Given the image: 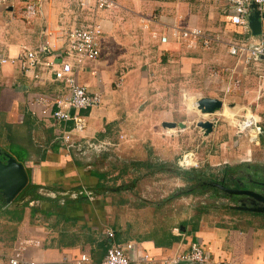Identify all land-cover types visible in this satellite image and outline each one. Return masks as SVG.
<instances>
[{"label":"crops","instance_id":"1","mask_svg":"<svg viewBox=\"0 0 264 264\" xmlns=\"http://www.w3.org/2000/svg\"><path fill=\"white\" fill-rule=\"evenodd\" d=\"M32 1L37 0H10V7H0V53L16 57L22 46L37 49L45 42L62 47L64 30L101 24L100 57L79 68L72 63L78 83L90 93H100L102 103L82 113L88 128L74 138L75 144L94 143L96 150L78 156L75 149L79 145L70 149L62 142L64 124L42 114L46 106L43 98L66 93L64 85L46 73L35 80L18 65L3 68L6 85L0 86V128L5 143L0 140V147L28 148L27 171L46 200L31 201L28 207L23 200L9 204L8 209H24L21 221L10 220L3 213L6 210L0 211V264H9L19 250H24L26 260L39 264H68L66 257L82 252L100 262L106 253L101 247L103 232L92 236L77 229L81 225L80 229L91 228L84 220L87 209H92L96 223L101 210L97 206V162L86 163L87 153L96 160L99 151L101 159L110 156L114 175L125 174L119 165L127 166L139 158L147 157L148 168L153 155L161 162L175 163V152L181 150L183 136L192 128L187 114L186 120L182 119L184 99L191 109L194 100L205 97L221 100L222 109H242L241 113L264 109V80L257 71V67L264 71V58L259 64L244 65L241 58L230 54L228 46L231 42H262L264 18L262 34L257 36L249 21L252 8L246 29L232 23L234 11L228 0H115L117 8L111 10L82 9L70 0H44L40 14L26 22L20 10ZM172 27H197L221 41L189 48L186 41L173 37ZM162 37L168 41L163 43ZM166 123H176L175 131L165 132ZM182 123L184 127L179 126ZM230 128L227 118L215 120L210 135L221 147L242 149L248 156L264 135L251 144L245 134ZM85 184H92L95 191ZM81 189H87L93 198H80L77 193ZM141 212L130 217L125 233L118 228L119 243H135L138 264H171L193 244L203 249L206 264H264V213L240 223L212 224L191 221L192 217L182 222L175 205L157 207L149 218L145 210Z\"/></svg>","mask_w":264,"mask_h":264},{"label":"built area","instance_id":"2","mask_svg":"<svg viewBox=\"0 0 264 264\" xmlns=\"http://www.w3.org/2000/svg\"><path fill=\"white\" fill-rule=\"evenodd\" d=\"M70 1L82 9L96 7L111 10L117 8L118 5L115 0ZM228 3L234 11V15L231 17L232 23L246 29H248V16L252 4H256L258 10L264 13V0H228ZM43 4L44 0L26 4L20 10L22 19L26 22L33 20L40 14ZM11 5L10 0H0V7L4 9ZM170 30L177 41H186L189 48H196L198 45L209 47L211 43L221 41L219 36L212 37L197 27L187 30L172 27ZM103 34L102 25L94 23L86 27L64 30L61 37L62 47L45 42L37 49L22 46L16 57H9L0 53V86L6 85L2 72L3 68L15 65H18L25 75L35 80H41L42 75L46 73L64 85L66 93L56 94L50 99L43 98L46 106L42 114L64 124L61 128V139L66 146L73 144L74 138L82 135L88 128L87 119L82 115L83 111L99 107L102 103L100 93H90L85 86L78 83L72 61L76 64L75 67L79 68L86 62L97 60L101 55ZM161 41L166 43L168 37H162ZM228 46L230 54L241 58L244 65L259 64L264 58V40L256 44L231 42ZM257 71L264 80L263 69L257 67ZM71 110L74 111L73 114L70 113ZM68 123L72 124L70 129L67 127ZM229 124L236 129L237 134H245L251 144H257L264 133L261 119L251 112L246 113L241 118L236 115V119L234 117L232 124L230 122ZM179 165L183 169H191L197 168L198 162L195 161L192 154H187L179 161ZM78 195L93 198L92 193L87 189H81ZM106 231L110 247L103 260L95 262L89 253L82 252L76 257H66L65 262L68 264H138L137 259H135V243L116 242L115 230L110 228ZM23 252L24 250H19L10 257L9 264H39L35 260H26L23 257ZM183 261L190 264H206L207 257L200 246L193 244L188 253L179 259L172 260L171 264H183ZM214 264L239 263L220 261Z\"/></svg>","mask_w":264,"mask_h":264},{"label":"rangeland","instance_id":"3","mask_svg":"<svg viewBox=\"0 0 264 264\" xmlns=\"http://www.w3.org/2000/svg\"><path fill=\"white\" fill-rule=\"evenodd\" d=\"M194 98L197 99L198 97L194 96ZM183 105L184 114L182 119L186 120L185 114H187L189 120L187 119L186 121L191 122L192 128L189 129L188 134L183 136L181 150L179 151L178 149L177 152H175L178 153L176 155L178 162L183 156L192 154L195 161L198 162V167L196 169H201L205 165L211 168L222 167L225 161L234 165L251 163L264 167V135L261 141L259 139L260 144L258 146H252V152L248 156L246 155L248 151L243 152L242 149H240V151L237 149L229 151L226 146L221 147V143L218 142L219 140L213 139V135H209L210 137L208 135L205 136V130L197 125L199 121H226V118L227 122L232 124L234 117L236 119V115L241 118L248 112L244 111L241 113L240 110L242 109H200L199 102L195 100L192 106L193 109H191L186 99H184ZM252 110L253 113L261 119V125L264 130V109ZM231 128L233 131H236L234 127L231 126ZM172 129L173 128L168 130L167 128L165 132L175 131V129ZM3 133V129L0 128V140L2 143H5V141H3L5 137L2 138ZM205 137H209L207 138L208 142L203 144V141L206 139ZM93 144H75L74 141L73 144L68 146L65 145V147L71 149L79 145V148L75 149V153L81 156L82 153H86V150H96L95 144ZM232 148L233 147H231V150ZM99 153H101V151L97 152V160L92 154L87 153L85 161L86 163L97 162V171L107 174V183L110 191L103 195H97V206L101 207L100 213L97 212V223L94 221L92 209H90V211L87 209L88 206L86 207L87 212H85V214L88 218L84 220L89 222L91 228L88 229V227H86L80 229L82 225L77 228L79 232H84L86 235L90 233L93 236L94 233L101 230V232H103L101 237H103L104 240L107 234H104V232H107L106 230L112 228V226L123 229L125 233L126 225L132 215H140L143 209L145 210L144 213H148L147 215L149 218V216L154 215H151L153 213L152 211H155L157 207L167 208L170 205H175L176 209H180L182 222L192 217L191 221L194 220L196 222L207 220L212 224H220L226 221L230 223H240L248 217H259V215H257L259 213L257 212L237 209V207L240 206H246L248 208H259L262 206L261 203L251 199H241L239 201L230 198L226 199L225 197L217 196L212 191H206L205 189L200 190L196 195L182 194L181 192L187 189L189 183H186L181 177L172 173V169L175 170V167H171L168 171L153 175L151 174L152 170L146 168L147 157H144L143 159L139 158V161L135 160L127 163V166L123 164L119 165L120 169H124L126 172L125 174L114 175L116 171L112 169L113 166L111 167L112 164H110L114 160H110V156L105 158V160L104 158L101 159ZM172 156H174L173 152ZM238 156L241 158H238ZM157 158V156L153 155L149 163L153 165L159 164L161 161ZM121 162L125 163L120 160V163ZM178 162L176 161L175 163L178 165L177 167H180ZM91 185L92 184H85V187L94 192L95 190ZM79 216H81V214H78V217ZM84 220L81 221L82 224L84 223L83 225H85ZM1 224L8 227L3 223Z\"/></svg>","mask_w":264,"mask_h":264},{"label":"trees","instance_id":"4","mask_svg":"<svg viewBox=\"0 0 264 264\" xmlns=\"http://www.w3.org/2000/svg\"><path fill=\"white\" fill-rule=\"evenodd\" d=\"M71 127L68 128L70 129ZM3 151H7L12 154L19 162L25 164L27 168V161L29 157L28 148H18L14 146H9L8 148L3 149ZM177 166L178 165H176V163L174 162H160L156 165L149 163L148 168L149 170H152L151 174L155 175L158 172L161 173L164 171H168L171 169V167H175V170L172 169V173H175L176 176L181 177L186 183H189L187 189L181 192L185 195H196L200 190L205 189L206 191H212L217 196L225 197L226 199L230 198L232 200H237L243 197L244 195H230L229 193L225 192L222 188L215 186V184H219L221 186H224L225 188L233 190H251L257 192L259 188L258 186L264 181V167L251 163H242L238 165L226 164L222 167L216 168H211L210 166L205 165L201 169H183ZM123 173H125V171ZM97 178V195H102L109 192L110 190L107 183V174L99 173L97 171ZM38 191L39 186L35 185L30 179L27 187L16 197L14 202L23 200L24 206L28 207L31 201L46 200V197L39 194ZM27 197H29V199L26 201L25 199ZM80 198L84 197L80 196ZM8 207L9 204L6 203L5 198L0 193V211L6 210L3 213L8 216L9 219L11 218L10 220H14L16 218L18 221H21L23 219L24 209H8ZM112 229H114L116 232V242H119L120 238L118 234L121 233L120 230H118V228L116 227ZM101 247L106 250L107 253V250L110 247L109 240H103L101 243Z\"/></svg>","mask_w":264,"mask_h":264},{"label":"water","instance_id":"5","mask_svg":"<svg viewBox=\"0 0 264 264\" xmlns=\"http://www.w3.org/2000/svg\"><path fill=\"white\" fill-rule=\"evenodd\" d=\"M252 14L249 16L252 31L254 35L262 34L261 19L264 18V14L258 10L256 4L251 5ZM200 108L207 110H221L223 102L217 98L205 97L199 100ZM74 111H72V114ZM198 127L205 130V135H210L214 130V122L212 121H199ZM167 128L176 127V123H166L164 125ZM184 127L182 123L179 125ZM29 174L25 164L19 162L12 154L7 151H3L0 147V193L5 198L7 204H12L16 197L27 187L29 184ZM222 188L230 195H244L262 204L259 208H248L246 206L237 207L238 210L252 211L257 213H264V195L251 190H233L225 188L219 184H215ZM188 263V262H186ZM190 264V263H188Z\"/></svg>","mask_w":264,"mask_h":264},{"label":"flooded vegetation","instance_id":"6","mask_svg":"<svg viewBox=\"0 0 264 264\" xmlns=\"http://www.w3.org/2000/svg\"><path fill=\"white\" fill-rule=\"evenodd\" d=\"M262 183H263V184H262ZM262 183L258 186L259 188H258L257 192L260 193V194H262V195H264V181H263ZM241 199L247 200V199H251V198L246 197V196H243V197L237 199V201H239V200H241ZM251 200H252V199H251Z\"/></svg>","mask_w":264,"mask_h":264},{"label":"bare ground","instance_id":"7","mask_svg":"<svg viewBox=\"0 0 264 264\" xmlns=\"http://www.w3.org/2000/svg\"><path fill=\"white\" fill-rule=\"evenodd\" d=\"M170 128H173V127H170Z\"/></svg>","mask_w":264,"mask_h":264}]
</instances>
